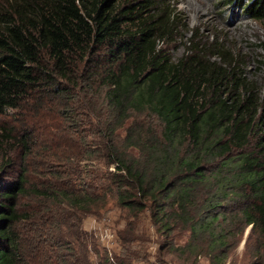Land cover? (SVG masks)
<instances>
[{
	"label": "trees",
	"instance_id": "16d2710c",
	"mask_svg": "<svg viewBox=\"0 0 264 264\" xmlns=\"http://www.w3.org/2000/svg\"><path fill=\"white\" fill-rule=\"evenodd\" d=\"M242 8L264 20V0ZM179 26L164 0H0V114L34 97L39 106L45 94L69 106L95 89L111 117L102 156L115 165L81 184L28 186L34 131L4 127L0 153L14 140L23 157L13 174L2 168L10 178L0 182V264H152L143 212L164 238L159 248L193 264L203 255L224 263L249 224L264 234V96L217 39L192 37L188 53L169 56L163 44ZM143 114L159 126L138 121ZM109 191L127 211L112 255L82 225ZM27 195L35 204L23 209ZM44 224L54 248L30 249L26 232Z\"/></svg>",
	"mask_w": 264,
	"mask_h": 264
},
{
	"label": "rangeland",
	"instance_id": "374dc122",
	"mask_svg": "<svg viewBox=\"0 0 264 264\" xmlns=\"http://www.w3.org/2000/svg\"><path fill=\"white\" fill-rule=\"evenodd\" d=\"M171 8L178 12L179 23L175 38L164 42L165 52L177 60L191 49V38L201 40L207 44L217 39L226 46H230L238 57L243 59L245 70L250 79L255 81L256 88L264 96V66L260 60L264 56V20L256 19L245 13L242 5L248 2L239 0H164ZM241 5V6H239ZM213 50V49H212ZM211 52V51H210ZM217 53V52H216ZM214 55L213 59H219ZM38 94V92H37ZM36 94V95H37ZM41 105L32 104L35 98L29 99L23 107L8 109L0 114V133L7 127L13 134L18 135L25 127L33 129L35 144L32 154L27 157L31 169V180L28 186L37 184L42 189L54 187L57 184H66L73 181L77 184L90 181L97 171L115 168L114 164L105 165L102 156L103 140H106L104 131L107 128L106 106L103 98L95 89L79 91L76 100L72 99L69 106L62 99L50 94L42 96ZM69 100V99H68ZM71 107L72 116L66 115L62 109ZM137 120L149 122L152 127L159 126V120L152 114L137 116ZM124 128L118 130L116 139L123 142ZM14 140L0 153V182L4 177L18 169L22 163L23 153L20 145H14ZM17 142V141H16ZM122 149V148H121ZM136 152V150H134ZM137 153V152H136ZM101 155V156H100ZM9 170L2 171V168ZM12 173V174H13ZM10 178V177H7ZM33 183V184H32ZM98 193L104 195L102 189ZM114 192H107L106 198L99 201L93 208L95 214H89L82 225L93 233L102 247L116 253L119 247L118 230L122 229L126 220L127 211L118 205ZM33 195L22 198L23 209L35 204ZM31 204V205H30ZM28 205V206H27ZM140 226L148 233L151 243L148 253L152 264H193L192 260H180L168 247L159 248L164 238L156 232L149 213L140 214ZM47 225L43 231H27V241L30 249L44 241L43 247L53 249V245H46L48 241ZM108 235L107 233H110ZM39 234L41 236H39ZM241 234V235H240ZM238 235L241 240L232 245L230 256L222 264H264V234L260 229L252 230V224L245 226ZM160 242H157V241ZM160 243V245H159ZM45 245V246H44ZM97 261L96 254L92 259ZM196 264H211L207 257L199 256Z\"/></svg>",
	"mask_w": 264,
	"mask_h": 264
},
{
	"label": "built area",
	"instance_id": "2783aa9c",
	"mask_svg": "<svg viewBox=\"0 0 264 264\" xmlns=\"http://www.w3.org/2000/svg\"><path fill=\"white\" fill-rule=\"evenodd\" d=\"M108 235H111V232L110 233H107ZM108 251H109V253H110V255H112L113 254V252H112V250L111 249H108ZM163 264H166V263H163Z\"/></svg>",
	"mask_w": 264,
	"mask_h": 264
}]
</instances>
